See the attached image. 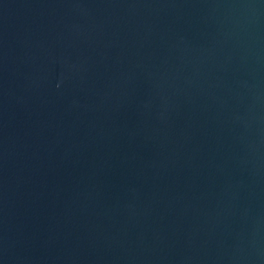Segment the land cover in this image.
Listing matches in <instances>:
<instances>
[{"label": "water", "instance_id": "95a60500", "mask_svg": "<svg viewBox=\"0 0 264 264\" xmlns=\"http://www.w3.org/2000/svg\"><path fill=\"white\" fill-rule=\"evenodd\" d=\"M0 264H264V0H0Z\"/></svg>", "mask_w": 264, "mask_h": 264}]
</instances>
